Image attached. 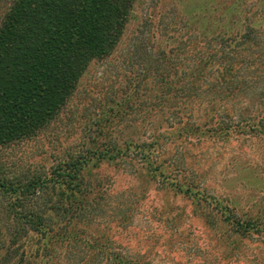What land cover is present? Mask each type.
I'll use <instances>...</instances> for the list:
<instances>
[{"label": "trees", "instance_id": "obj_1", "mask_svg": "<svg viewBox=\"0 0 264 264\" xmlns=\"http://www.w3.org/2000/svg\"><path fill=\"white\" fill-rule=\"evenodd\" d=\"M181 1L116 55L136 0H0V149L55 125L76 141L47 170L0 171V264H173L174 247L264 264V203L207 181L226 148L264 137V0ZM113 61L117 89L79 110L82 78ZM106 164L147 181L118 193ZM152 184L181 204L148 206Z\"/></svg>", "mask_w": 264, "mask_h": 264}, {"label": "rangeland", "instance_id": "obj_2", "mask_svg": "<svg viewBox=\"0 0 264 264\" xmlns=\"http://www.w3.org/2000/svg\"><path fill=\"white\" fill-rule=\"evenodd\" d=\"M185 3L181 0H136L131 23L128 25L122 40V47L115 54H119L121 50L124 51L131 45L134 31L147 15L152 14L155 20L164 15L169 20L173 15L170 14L171 5L178 4V6L183 7ZM114 62H110L108 65L102 64L90 67L82 78L78 94L74 99V103H76L79 110L87 104L90 107L88 114H97L98 111L95 106H98L100 100L106 96L108 89L111 86L114 87L113 90L117 89L119 83L118 78H116L117 70H114V67H116ZM61 129L62 126L55 125L33 141L0 149V171L5 173L7 177H14L25 174L27 171H39L41 168L47 170L62 155L65 146H73L76 143L71 137L67 138V135L63 134ZM226 151L227 153H225L223 159L217 162L218 165L212 170V175L207 177L208 180H206L215 183V187H213L214 194L229 195L232 199H235L241 209H246V205H248L255 213L259 205L261 206L264 203V137L251 139L245 147H241L240 144L236 143L232 144L226 148ZM233 156H237V158L233 159ZM227 163L231 165L227 166ZM97 176L115 179L113 180L115 181L114 189H117L116 192L118 193L127 190V188L139 189L143 182L145 184V181H147L141 178L133 179L132 177L135 176L130 173L127 174L126 170L125 172L122 168L113 170L112 166L108 164L101 166L97 171ZM146 194L148 206L152 201L155 207H158V205L164 207L181 204L180 199H177L179 197L175 198L166 190L157 192L153 184L148 185ZM138 223L142 228L141 230H149L147 233H164L162 229L161 232L159 231L157 223L149 226L141 221ZM185 225L188 229V221H185ZM195 226L197 229L200 227L198 223ZM174 248H176L174 249L176 253L172 255L175 260L173 264H192L188 260L187 254L185 255L177 247ZM163 256V252L158 251L156 260L159 264L167 262ZM189 256L191 260L194 257L192 254H189ZM199 258H201V254L195 256V259L199 260Z\"/></svg>", "mask_w": 264, "mask_h": 264}]
</instances>
